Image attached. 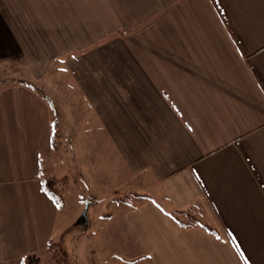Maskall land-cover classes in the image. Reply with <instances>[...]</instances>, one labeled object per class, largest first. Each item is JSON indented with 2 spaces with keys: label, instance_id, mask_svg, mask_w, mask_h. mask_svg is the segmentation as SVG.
<instances>
[{
  "label": "crops",
  "instance_id": "0c3cea01",
  "mask_svg": "<svg viewBox=\"0 0 264 264\" xmlns=\"http://www.w3.org/2000/svg\"><path fill=\"white\" fill-rule=\"evenodd\" d=\"M7 65L0 264L61 233L43 177L93 175L147 196L113 200L98 262L264 264V0H0ZM56 69L63 112L39 88Z\"/></svg>",
  "mask_w": 264,
  "mask_h": 264
},
{
  "label": "rangeland",
  "instance_id": "374dc122",
  "mask_svg": "<svg viewBox=\"0 0 264 264\" xmlns=\"http://www.w3.org/2000/svg\"><path fill=\"white\" fill-rule=\"evenodd\" d=\"M22 68V65L0 67V85L3 86L14 80H24V76L18 77L24 75ZM58 69L50 71L44 84H40L39 88L63 112L60 100L65 99L67 102V98L73 93L68 90L70 86L68 72ZM73 88L71 86V89ZM77 100L78 97L75 101ZM60 118V122L63 124L64 116ZM58 133V131L54 132L55 143L62 139ZM63 137L65 141H68L66 136ZM113 167L115 166L110 165V169ZM60 193L63 203L61 208L63 210L60 212L62 230L60 233L57 226L56 235L54 234V239L50 241L51 246L46 247L39 255L40 263L57 264L53 259L56 256L58 263L61 264H105L97 260L104 258L109 249V247L106 249L100 247L102 239L99 240V237L102 231V221L107 213L113 215L114 207L111 204L113 200L127 199L131 203L135 196L124 192V189L114 191L111 175L107 179L104 177L101 179L95 175L86 179L72 176L69 180L67 179L65 187L61 189ZM81 199L85 201L82 203ZM82 214H84L85 220L82 223H77Z\"/></svg>",
  "mask_w": 264,
  "mask_h": 264
},
{
  "label": "trees",
  "instance_id": "16d2710c",
  "mask_svg": "<svg viewBox=\"0 0 264 264\" xmlns=\"http://www.w3.org/2000/svg\"><path fill=\"white\" fill-rule=\"evenodd\" d=\"M53 138H54V134L52 135V139ZM54 143L55 142L52 140V145ZM40 181H41V186H42L43 191L54 201L56 206L61 208L63 206V203H62V196L60 192H61V189L65 187L67 183V178L66 177H62V178L43 177ZM133 195L138 196V197H145V198L147 197L146 195H137V194H133ZM171 216L179 225L189 226V225L199 224L207 232L214 234V235L217 234L215 229H213L208 224L201 222L199 219H197L195 216H193L189 212L174 211L171 213ZM180 216L182 217V219H180ZM50 246H51V243L48 242L47 248H49ZM53 259L56 261L57 264H61V263H58L56 256L53 257ZM39 260L40 259L37 255H28L21 260V264H41Z\"/></svg>",
  "mask_w": 264,
  "mask_h": 264
},
{
  "label": "water",
  "instance_id": "95a60500",
  "mask_svg": "<svg viewBox=\"0 0 264 264\" xmlns=\"http://www.w3.org/2000/svg\"><path fill=\"white\" fill-rule=\"evenodd\" d=\"M85 220L84 214L81 215V217L77 220V223H82Z\"/></svg>",
  "mask_w": 264,
  "mask_h": 264
}]
</instances>
